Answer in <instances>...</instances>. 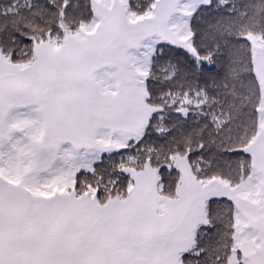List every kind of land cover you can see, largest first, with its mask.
<instances>
[{"label": "snow or ice", "instance_id": "1", "mask_svg": "<svg viewBox=\"0 0 264 264\" xmlns=\"http://www.w3.org/2000/svg\"><path fill=\"white\" fill-rule=\"evenodd\" d=\"M0 264H264V0H0Z\"/></svg>", "mask_w": 264, "mask_h": 264}]
</instances>
